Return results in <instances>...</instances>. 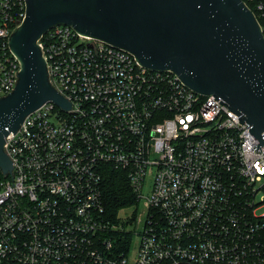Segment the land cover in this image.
<instances>
[{"label": "built area", "instance_id": "2783aa9c", "mask_svg": "<svg viewBox=\"0 0 264 264\" xmlns=\"http://www.w3.org/2000/svg\"><path fill=\"white\" fill-rule=\"evenodd\" d=\"M23 17L24 0H0V96L17 78L8 39ZM36 45L70 105L45 100L3 138L0 264H264V145L254 152L235 113L68 25ZM108 168L135 198L113 218Z\"/></svg>", "mask_w": 264, "mask_h": 264}, {"label": "water", "instance_id": "95a60500", "mask_svg": "<svg viewBox=\"0 0 264 264\" xmlns=\"http://www.w3.org/2000/svg\"><path fill=\"white\" fill-rule=\"evenodd\" d=\"M57 24L129 52L147 69L172 71L235 113L256 141L254 152L264 145V39L241 0H24V17L8 39L19 71L0 96L2 171L11 167L3 138L26 113L45 100L69 108L48 82L36 45Z\"/></svg>", "mask_w": 264, "mask_h": 264}, {"label": "trees", "instance_id": "16d2710c", "mask_svg": "<svg viewBox=\"0 0 264 264\" xmlns=\"http://www.w3.org/2000/svg\"><path fill=\"white\" fill-rule=\"evenodd\" d=\"M242 1L255 16L264 35V0ZM259 4L261 8L257 9V5ZM101 195L104 211L112 218L124 208L135 203V198L125 175L120 170L114 168H108L103 173Z\"/></svg>", "mask_w": 264, "mask_h": 264}, {"label": "rangeland", "instance_id": "374dc122", "mask_svg": "<svg viewBox=\"0 0 264 264\" xmlns=\"http://www.w3.org/2000/svg\"><path fill=\"white\" fill-rule=\"evenodd\" d=\"M126 210L125 209H123L122 211H120V213H123V212H125ZM130 256L132 257V251L130 252Z\"/></svg>", "mask_w": 264, "mask_h": 264}]
</instances>
